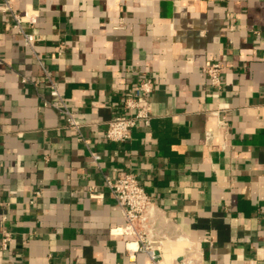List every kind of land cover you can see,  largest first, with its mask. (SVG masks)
Listing matches in <instances>:
<instances>
[{"label":"crops","instance_id":"obj_1","mask_svg":"<svg viewBox=\"0 0 264 264\" xmlns=\"http://www.w3.org/2000/svg\"><path fill=\"white\" fill-rule=\"evenodd\" d=\"M9 1L40 15L33 52L0 10V264H153L120 234L125 221L105 188L115 169L137 175L159 206L165 264H264V0ZM35 55L93 125L83 131L100 168L45 105L54 98ZM214 61L219 99L203 72ZM140 77L156 85L151 126L109 143L108 122ZM221 104L228 127L218 128ZM92 186L102 198H90Z\"/></svg>","mask_w":264,"mask_h":264},{"label":"built area","instance_id":"obj_2","mask_svg":"<svg viewBox=\"0 0 264 264\" xmlns=\"http://www.w3.org/2000/svg\"><path fill=\"white\" fill-rule=\"evenodd\" d=\"M0 10L11 15L13 29L22 36L25 46L34 52V44L39 40V36L33 30L38 24L39 11L26 9L24 12L19 13L15 11L9 0H0ZM230 28H234V25H230ZM36 58L44 70L42 82L48 85L49 94L54 98L51 102H45V105L53 107L66 118L69 129L77 133L78 140L87 146L92 165L100 168L103 158L99 153L91 149V141L84 135L83 131L87 125H93L81 122L74 115L57 83L52 80L47 69H45L44 62L37 56ZM222 70L223 66L219 61L211 62L203 68L212 90L210 95L215 99L220 98V89L223 84ZM23 81L26 83L28 80L24 78ZM32 82L35 86L40 83L38 81ZM155 88L154 80L149 77H140L133 87H129L123 102L122 111L108 122L105 139L109 143H126L132 139V131L134 129L149 128L151 126L153 120L151 95L154 93ZM227 110L228 105L221 104L218 110L212 112L217 117L218 128L228 127V119L225 115ZM214 137L216 136L213 130L206 133L207 141L212 140ZM105 188L112 194L125 221L124 226L120 229V234L129 240L135 241L138 244L137 250L147 254L153 264H165L161 255L164 241L155 239V226L160 208L154 197L142 185L139 177L128 171L115 169L112 173L105 176ZM36 195H40V193L37 192ZM89 196L92 199L103 197L102 194L98 193L95 186L89 189ZM3 206L4 203L0 201V207ZM5 222L6 218L4 217L3 223ZM1 236V248L5 251L12 241V235L7 229L3 228ZM173 264L206 263L195 256H183L180 259H176Z\"/></svg>","mask_w":264,"mask_h":264}]
</instances>
